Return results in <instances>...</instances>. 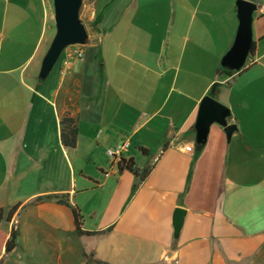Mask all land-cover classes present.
I'll return each mask as SVG.
<instances>
[{"label":"crops","instance_id":"1","mask_svg":"<svg viewBox=\"0 0 264 264\" xmlns=\"http://www.w3.org/2000/svg\"><path fill=\"white\" fill-rule=\"evenodd\" d=\"M237 1L107 0L89 17L102 15L90 39L98 57L67 73L61 64L49 89L38 74L55 34L51 0H0V208L67 195L85 230L106 232L78 237L54 201L20 210L9 229L22 236L26 226L47 257L65 251L81 264L84 254L105 264H264V0H245L257 6L248 69L225 74ZM206 96L236 129L227 137L213 124L199 144ZM65 114L77 122L74 149L60 142ZM124 142L122 157L150 168L143 181L101 163L99 150ZM177 208L186 214L174 239Z\"/></svg>","mask_w":264,"mask_h":264},{"label":"water","instance_id":"2","mask_svg":"<svg viewBox=\"0 0 264 264\" xmlns=\"http://www.w3.org/2000/svg\"><path fill=\"white\" fill-rule=\"evenodd\" d=\"M82 1L52 0L55 34L41 62L38 74L40 81H44L49 76L66 48L89 44L88 31L80 18ZM236 5L239 27L233 47L221 61V68L238 73L246 66L248 58L252 56V22L253 13L256 11L257 6L245 0H238ZM229 116L230 112L225 106L211 96L204 97L199 106L195 126L197 142L204 144L213 124L222 126L227 137H230L236 128L234 125L228 124ZM185 214V210L181 208L174 211L172 220L174 239H177L180 235ZM169 257H171V254L167 253L164 258L165 261Z\"/></svg>","mask_w":264,"mask_h":264},{"label":"trees","instance_id":"3","mask_svg":"<svg viewBox=\"0 0 264 264\" xmlns=\"http://www.w3.org/2000/svg\"><path fill=\"white\" fill-rule=\"evenodd\" d=\"M101 13L96 14L95 23L100 22ZM254 52V44L251 50V53ZM247 64V63H246ZM248 69L245 66L240 72H244ZM222 73L225 74H238L226 69H221ZM60 125V142L61 145L68 149H74L77 145V137H78V127L75 118L71 117L69 114H65L62 116L59 122ZM168 147V143H165L163 146V150H166ZM139 151L144 155L148 156L149 152L145 149H139ZM116 167L118 172L128 171L132 173L138 180L143 181L150 172V168H138L135 164L134 159L129 158L125 159L123 157L116 163ZM46 201H54L55 203L67 207L72 214L73 225L75 234L78 237H92L96 235H101L106 231H87L84 229V216L81 213L80 208L77 205H74L70 202L69 197L67 195H45L39 196L34 199L32 202L21 206V204H16L9 209L0 208V224L9 225L12 223L13 218L20 210H23L29 206H36ZM21 236L20 230L16 225H11L9 231L4 229H0V259L1 255H8L12 253L17 247L19 243V238ZM87 264H105L98 259L93 258L92 255L84 254Z\"/></svg>","mask_w":264,"mask_h":264},{"label":"rangeland","instance_id":"4","mask_svg":"<svg viewBox=\"0 0 264 264\" xmlns=\"http://www.w3.org/2000/svg\"><path fill=\"white\" fill-rule=\"evenodd\" d=\"M52 3V0H51ZM107 0H83L82 6L80 9V18L83 21L88 34L89 38L93 39L95 35L100 34V30L98 28L93 29L94 20H90V14L92 11H99L105 4ZM106 14H109L108 11ZM84 19V20H83ZM106 24V23H105ZM106 26V25H105ZM93 44H97L93 46ZM84 51V59L88 62H92L94 60V56L98 57L100 53V49L98 48V41H90L89 44L82 46ZM64 58V52L59 57L58 61L56 62L53 70L49 74V76L44 80L40 81L41 84H44L47 88H51L54 86V82L56 80V74L58 72L59 67L62 64V59ZM86 71V70H85ZM132 152H136L141 159H148V156H144L137 148L132 147ZM98 155L101 159V163L107 164L109 167L111 165V159L105 154L103 150H99ZM88 168H92L89 166ZM93 169V168H92ZM96 170V169H95ZM0 228L8 231L9 225L0 224ZM32 235L30 231L25 226L24 233L19 239L17 249L8 255H3L0 259V264H81L83 259L80 255L77 254H70L66 253H58V251L52 252L50 257H47L43 252H41L35 245L31 244Z\"/></svg>","mask_w":264,"mask_h":264},{"label":"built area","instance_id":"5","mask_svg":"<svg viewBox=\"0 0 264 264\" xmlns=\"http://www.w3.org/2000/svg\"><path fill=\"white\" fill-rule=\"evenodd\" d=\"M264 14V7L261 9ZM64 58L62 59V69L63 73L70 71L75 63H80L84 59V51L81 45H74L66 48L64 51ZM130 146L129 142H124L118 144L113 148L107 150V156L112 160V162L117 163L124 151H126ZM191 147H187L186 151L190 152Z\"/></svg>","mask_w":264,"mask_h":264}]
</instances>
